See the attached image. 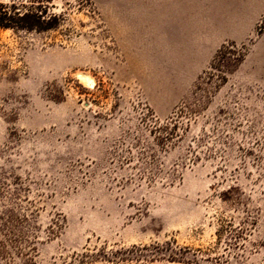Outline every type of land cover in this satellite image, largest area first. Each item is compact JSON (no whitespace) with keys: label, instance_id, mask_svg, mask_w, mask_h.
<instances>
[{"label":"rangeland","instance_id":"rangeland-1","mask_svg":"<svg viewBox=\"0 0 264 264\" xmlns=\"http://www.w3.org/2000/svg\"><path fill=\"white\" fill-rule=\"evenodd\" d=\"M0 4V264H264V0Z\"/></svg>","mask_w":264,"mask_h":264},{"label":"trees","instance_id":"trees-1","mask_svg":"<svg viewBox=\"0 0 264 264\" xmlns=\"http://www.w3.org/2000/svg\"><path fill=\"white\" fill-rule=\"evenodd\" d=\"M7 14H8V12L6 10V7H4V5H2V4H0V18L2 17V15L7 16ZM7 27H8L7 24L0 21V28L3 29V28H7Z\"/></svg>","mask_w":264,"mask_h":264},{"label":"bare ground","instance_id":"bare-ground-1","mask_svg":"<svg viewBox=\"0 0 264 264\" xmlns=\"http://www.w3.org/2000/svg\"><path fill=\"white\" fill-rule=\"evenodd\" d=\"M84 77L86 78L87 76H84ZM86 79H87V78H86ZM86 79H85V80H86ZM85 80H84V81H85ZM85 82H86V81H85ZM87 82H90V83H91V81H89V80H88ZM87 82H86V83H87Z\"/></svg>","mask_w":264,"mask_h":264}]
</instances>
